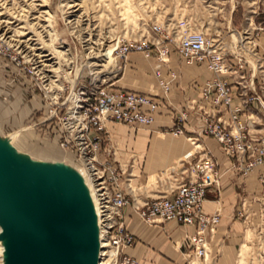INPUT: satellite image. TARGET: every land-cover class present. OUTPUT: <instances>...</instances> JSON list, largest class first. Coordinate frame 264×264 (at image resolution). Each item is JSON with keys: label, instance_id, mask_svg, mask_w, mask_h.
I'll use <instances>...</instances> for the list:
<instances>
[{"label": "rangeland", "instance_id": "obj_1", "mask_svg": "<svg viewBox=\"0 0 264 264\" xmlns=\"http://www.w3.org/2000/svg\"><path fill=\"white\" fill-rule=\"evenodd\" d=\"M0 12V137L10 136L17 154L36 162L81 167L74 153L59 145L61 117L74 96L79 97L84 89L96 84L121 87L116 84L129 80L133 72L127 63L132 54L148 60L153 73L156 63L153 54L145 56L141 51L130 50L123 57L117 50L123 43L154 42L157 38L151 28L154 23L163 27L160 35L163 34L170 48L168 63L173 62L174 66L178 62L186 63L176 51L181 20L191 29L222 37L226 55L233 62L239 58L237 52L247 56L245 50L235 47L241 36L253 37L259 50L264 51V0H0ZM5 19L15 21L12 26L19 34L6 31L2 22ZM244 62L242 67L249 75V65ZM206 69L203 67L204 78L211 76ZM178 77L171 89L178 84ZM153 84L158 88L150 91L165 96L158 81L154 79ZM149 85L152 86L151 82ZM166 98L167 94L158 110L162 104L169 103ZM172 120L175 124L176 120ZM121 124L124 123L106 122L98 157H106L122 171L119 178L122 188L130 182L127 187L136 190L134 179L128 181L123 175L134 177L140 172L139 163L132 161V153L124 155L121 143L110 134V127ZM260 132L264 135V130ZM262 185L259 203L248 212L247 219L244 217L240 240L229 264H264V182ZM127 197L132 213L141 222H147L135 209L144 199L134 200L129 193ZM124 217L123 212L124 225L133 234L134 227L127 225ZM133 236L135 244L137 237ZM183 250V264H221L219 255L211 252V246L205 259L187 255L188 248ZM137 259L142 264V259Z\"/></svg>", "mask_w": 264, "mask_h": 264}, {"label": "built area", "instance_id": "obj_2", "mask_svg": "<svg viewBox=\"0 0 264 264\" xmlns=\"http://www.w3.org/2000/svg\"><path fill=\"white\" fill-rule=\"evenodd\" d=\"M176 51L189 64H204L211 72L200 85L193 108L203 120L201 131L212 136L222 152L235 158V167L246 174L262 167L260 178L264 182V51L253 37L245 35L235 46L244 55L236 62L226 55L222 37H212L202 30L191 29L185 20L179 22ZM157 38L123 43L117 53L126 57L130 50L141 51L145 56L154 55V74L163 93L168 94L178 77V70L168 66L170 48L164 42L163 27L151 26ZM153 50L155 51L153 53ZM242 61L249 65L245 74ZM244 62V64H245ZM167 70L164 71V66ZM161 96L122 87L96 84L72 99L61 117L62 134L59 145L70 149L91 182L98 217L100 239L114 247V264H140L125 249L134 244L133 234L125 227L123 207L129 203L118 170L106 157L99 158L98 151L104 141L102 131L109 120L130 126L149 125L162 102ZM186 111L176 117L170 129L174 135L184 134ZM188 139L195 142L193 136ZM193 177L182 180L169 193L151 197L135 205L139 216L147 222L173 220L183 226H191L192 232L184 235L187 255L207 258L211 241L220 221V214L205 213L202 209L207 189L218 186L221 171L213 155L197 157L185 166ZM121 171V172H120ZM238 215H242L238 211ZM103 255V254H102Z\"/></svg>", "mask_w": 264, "mask_h": 264}, {"label": "crops", "instance_id": "obj_3", "mask_svg": "<svg viewBox=\"0 0 264 264\" xmlns=\"http://www.w3.org/2000/svg\"><path fill=\"white\" fill-rule=\"evenodd\" d=\"M127 65L133 72L132 77L123 80L121 83L124 84L116 85L158 94L150 91L157 87L153 84L154 79L157 82V78L153 75L154 69L152 73V66L148 60L132 54ZM167 65L178 67L180 76L178 84H175L167 94L166 100L169 103L162 104L154 122L142 126L121 124L110 127V134L119 140L124 155L132 153L130 156L132 161L139 163L138 174L134 177H128L127 173L123 175L128 181L134 179L137 189H129L127 186L130 182L124 184L125 189L134 200H146L169 193L179 182L193 177L185 167L187 162L197 157L213 155L221 176L218 186H210L207 189L202 209L208 214L213 212L220 214L217 232L211 241V252L219 255L221 264H229L240 240L244 217L247 219L248 212L252 208L254 210L256 203H259L257 201L262 193L260 176L263 168L256 167L242 174L234 165L235 158L226 156L218 142L201 131L203 120L193 108L192 98L199 95L200 85L208 78H204L203 74L205 71L203 67L206 66L189 65L184 62H178L176 66L173 62ZM167 65L164 66V71L167 70ZM150 82L152 86L149 85ZM183 111H186L187 118L191 119L188 118L184 123V134L174 135L170 132L174 126L172 118L176 120ZM188 136H193L195 142L192 143ZM132 211L133 207L129 204L123 208L124 219L127 225L134 227L133 234L137 237V242L126 249V252L140 257L142 264H183V249H187L184 235L186 232H192L193 228L180 225L173 220L141 222ZM238 211H241L242 215H238Z\"/></svg>", "mask_w": 264, "mask_h": 264}, {"label": "water", "instance_id": "obj_4", "mask_svg": "<svg viewBox=\"0 0 264 264\" xmlns=\"http://www.w3.org/2000/svg\"><path fill=\"white\" fill-rule=\"evenodd\" d=\"M0 226L7 264H97L98 226L81 174L0 148Z\"/></svg>", "mask_w": 264, "mask_h": 264}, {"label": "bare ground", "instance_id": "obj_5", "mask_svg": "<svg viewBox=\"0 0 264 264\" xmlns=\"http://www.w3.org/2000/svg\"><path fill=\"white\" fill-rule=\"evenodd\" d=\"M32 1H34V0H31V2ZM29 5H31V4H29ZM1 14H2V12H0V16H1ZM2 22H3V25L6 27V31L11 32V30H13V32H15L16 34H17V32L19 34V31L17 30V28L12 26L15 21L5 19V20H2ZM20 27H25V26L22 25ZM4 37H5V35H4ZM6 37H7L6 39L9 38V36H6ZM6 42H7V40H6ZM43 56H46V55H43ZM32 60H34V57L32 59H30V61H32ZM10 138H11L10 136L0 137V148L3 149L4 151L8 150V149H10L12 147L11 144H10ZM51 151H54V149H52V147H51ZM66 156H68V155H66ZM65 165L69 166V167H72V168H75L81 174L82 183H83L85 191H86V193H87V195L89 197L91 205H92V207L94 209L95 224L98 226V217H97V212H96V201H95L96 199H95V196H94L93 188H92L91 182L89 180V177L86 176L85 172L83 171V169L81 167L80 168L75 167L76 165L72 166L71 163H68V164H65ZM1 231H2V228L0 226V233H1ZM98 238H99V252H98L99 257H98V260H97V264H108V262H109V264H114V257H115L116 250H115L114 247H111L107 242H104V240L100 239L99 228H98ZM7 241H8V237L7 236H1L0 235V246H1L0 263L1 264H7L6 263V252H5ZM263 250H264V248H263Z\"/></svg>", "mask_w": 264, "mask_h": 264}]
</instances>
